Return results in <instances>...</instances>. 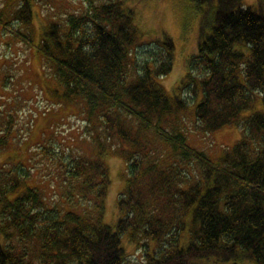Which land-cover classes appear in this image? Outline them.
<instances>
[{"label":"trees","instance_id":"trees-1","mask_svg":"<svg viewBox=\"0 0 264 264\" xmlns=\"http://www.w3.org/2000/svg\"><path fill=\"white\" fill-rule=\"evenodd\" d=\"M37 1L54 0H22L8 24L15 18L28 26ZM89 1L63 24L50 19L36 47L62 88L64 101L58 99L81 106L97 152L73 156L62 172L76 206L67 199L50 205L25 173L0 167V264H125V239L133 246L139 238L160 246L141 254L144 264H264V0L197 2L211 33L174 96L157 81L172 71L174 39L159 35L167 57L137 70L135 9L121 0ZM24 37L34 42L29 32ZM185 87L202 91L195 109L200 132L244 127L217 158L193 146L174 117L187 107ZM258 102L261 108L242 116ZM10 132L0 135L1 149ZM108 150L126 160L132 177L119 194L114 224L105 219Z\"/></svg>","mask_w":264,"mask_h":264},{"label":"rangeland","instance_id":"rangeland-1","mask_svg":"<svg viewBox=\"0 0 264 264\" xmlns=\"http://www.w3.org/2000/svg\"><path fill=\"white\" fill-rule=\"evenodd\" d=\"M22 0H0V8L5 13L0 20V135L9 134V143L0 148V167L7 170H21L28 182L35 184L46 195L50 205L63 201L76 206L73 195H67V185L62 172L67 164L74 163L73 156L93 157L97 143L93 139L91 126L80 112L81 106L65 105L62 88L51 71L44 70V60L36 44L50 19L65 23L71 12H82L89 0H54L34 4L33 21L25 26L15 18L9 22L8 14L14 12ZM100 4L112 0H92ZM125 9H135L134 28L139 40L136 48L138 69L143 70L148 62L153 65L167 57L166 51L157 42L163 32L175 41L173 68L167 75L157 77V81L170 96L176 94L177 85H182L183 77L189 70V61L199 54L200 41L211 33L209 23L201 21L203 11L197 7L199 0H121ZM256 5L257 0H244V4ZM205 7V5H203ZM21 24V25H20ZM20 32V34H19ZM29 32L34 42L30 43L24 33ZM51 86L54 90H51ZM180 91V90H179ZM187 107L174 116L185 130L190 131L189 140L197 148H204L210 156L217 158L233 147L244 133V127H225L214 133L200 132L196 125L195 109L201 100L202 91L195 93L191 88H182ZM66 101V100H65ZM256 105L243 112L250 116ZM165 126L170 129L169 118ZM166 158L167 155L162 153ZM166 156V157H165ZM60 158L63 160L61 161ZM68 158H70L68 160ZM110 170L111 184L106 199L105 219L114 224L121 212L118 207L119 194L126 189L131 175L126 160L117 152L108 150L102 155ZM170 160V156L168 157ZM68 165V166H69ZM27 169V170H26ZM184 184H187L185 182ZM26 186L12 193L14 197L25 190ZM78 196V194H77ZM91 204V203H90ZM129 252L127 262L144 264L141 254L145 250L159 249L153 238H139L137 241L144 249H135L126 241ZM5 238L0 234V243ZM139 244V243H137ZM141 250L142 252L137 254ZM142 258L143 260H138ZM127 262L125 264H127ZM253 264V263H247Z\"/></svg>","mask_w":264,"mask_h":264}]
</instances>
